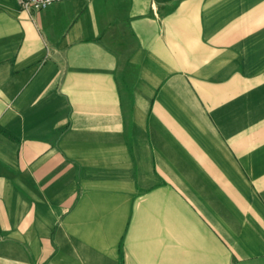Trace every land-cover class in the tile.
<instances>
[{
	"label": "crops",
	"instance_id": "obj_1",
	"mask_svg": "<svg viewBox=\"0 0 264 264\" xmlns=\"http://www.w3.org/2000/svg\"><path fill=\"white\" fill-rule=\"evenodd\" d=\"M0 264H264V0H0Z\"/></svg>",
	"mask_w": 264,
	"mask_h": 264
},
{
	"label": "built area",
	"instance_id": "obj_2",
	"mask_svg": "<svg viewBox=\"0 0 264 264\" xmlns=\"http://www.w3.org/2000/svg\"><path fill=\"white\" fill-rule=\"evenodd\" d=\"M55 1L59 0H17L19 7L26 11L40 10Z\"/></svg>",
	"mask_w": 264,
	"mask_h": 264
}]
</instances>
